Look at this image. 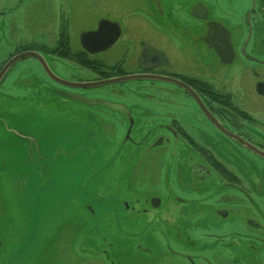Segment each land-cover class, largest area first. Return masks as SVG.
I'll return each mask as SVG.
<instances>
[{
	"label": "rangeland",
	"instance_id": "rangeland-1",
	"mask_svg": "<svg viewBox=\"0 0 264 264\" xmlns=\"http://www.w3.org/2000/svg\"><path fill=\"white\" fill-rule=\"evenodd\" d=\"M219 2L222 12L211 5L214 16L229 27L240 25L248 3L236 9L230 0ZM230 13L234 15L226 17ZM102 20L118 22L125 34L106 54L97 56L107 65L123 56L122 42L136 49L141 40L150 41L156 35L148 25L153 17L145 0H0V66L26 45L42 51L45 46L55 48L62 30L68 35L70 51L77 54L83 50L82 33L94 31ZM45 53L51 69L63 79L102 80L100 73ZM174 56L172 69H185L182 54ZM40 73L35 58L17 62L7 80L14 100L33 90ZM176 87L157 80H132L85 89L86 95L110 100L115 112L95 106L92 119L74 120L62 110L55 117H46L44 153L32 147L38 134L35 129V142L26 140L28 149L1 170L5 180L10 173L12 178L7 190L0 181V251L9 248L1 254L3 259L9 258L12 264H189L175 255L178 253L192 257L197 264H228L242 245L233 241L228 245L230 237L225 243L216 242L215 237L233 232L237 244L246 242V237L264 241V195L252 192L254 204L237 206L225 221L208 209L209 200L203 208H184L176 202V196H188L179 187L185 166L178 157L186 153L179 149L170 157L157 144L160 136L165 140L168 136L159 125L170 124L175 117L200 140L199 117L185 108V98ZM16 103L12 107L15 114L22 111L21 103ZM119 106L134 115L136 128L129 140L134 144L125 141L127 126ZM48 109L45 113L53 114ZM35 111L34 107L29 114ZM216 150L225 164L235 163L240 177L264 178L257 162L251 165L246 157L241 161L230 149ZM154 198L162 200L160 209L146 203ZM199 199L195 193L190 197L196 203ZM126 203L136 212H128ZM88 207L94 208L93 214ZM250 218L263 229L248 225ZM137 245L150 252L141 255Z\"/></svg>",
	"mask_w": 264,
	"mask_h": 264
},
{
	"label": "flooded vegetation",
	"instance_id": "flooded-vegetation-1",
	"mask_svg": "<svg viewBox=\"0 0 264 264\" xmlns=\"http://www.w3.org/2000/svg\"><path fill=\"white\" fill-rule=\"evenodd\" d=\"M219 1L145 0L152 12L153 21L148 22V25L152 34H156L155 38L150 41L141 40L136 49L122 42L120 48L123 56L113 65H107L97 56L106 54L125 37L121 25L114 22L119 25L121 31L115 44L95 54L82 47L83 50L77 54L91 62H96L92 65V69L80 67L92 72L104 73L102 79L133 74L162 75L164 72H175L166 76L181 81L195 92L198 100L188 91L173 84L177 86L176 90L182 92L185 108L192 110L193 117H199L197 125L200 129L197 132L200 140H196L188 130H185L177 118L171 117L170 124L159 125L168 136L166 140L160 136L157 144L165 147L170 157L175 150L180 149L186 153L185 156L178 157V162L185 166L184 177H180L179 187L181 191H186L188 196L185 198L178 195L176 202L184 208L191 206L203 208L204 203L209 200L208 209L216 213L215 218H222L225 221L231 218L232 209L237 206L243 208L246 202L254 204L252 192L264 195L262 194L264 178L259 181L258 177L252 178L250 175L248 178L240 177L239 168H236L235 163L225 164L216 150L230 149L235 154H239L241 161L247 158L249 160L246 161L251 165L257 162L261 172H264V157L250 149V146H254L264 153V0H230V6L236 9L248 3V8L242 14L241 20L239 19L240 25L236 28L229 27L214 16L211 5L222 12ZM233 15L230 13L226 17ZM98 25L99 23L94 31L98 29ZM163 46L164 49L161 48ZM30 47L34 49H29ZM26 51L46 54L45 51L35 49L33 46H23L3 62L0 73L11 58ZM179 54H182L186 68L175 71L172 69L174 55ZM37 62L42 69L39 76L41 79L34 84L32 91H25V94L17 100L10 95L11 91L7 86V80L17 63L0 79L2 107L0 108V181L6 190L12 181L11 173L5 180L1 170L7 169V165L18 160L17 154L20 156L19 154H23L28 149L24 143L26 140L34 139L32 135L34 136L35 129L38 134L36 145L32 147L36 148L39 154L44 153L45 130L42 129L46 127V117H55L62 110L67 112L65 116L74 120L88 119V117L92 119L94 116L92 107L98 106L109 111L112 109L111 106H114L108 99L86 95L85 89L67 87L54 81L39 61ZM13 101H16V104L21 103L20 113L13 112ZM198 101L212 118L208 117ZM34 107L40 111L29 114L30 109ZM47 107L53 114L45 113ZM119 109L122 110L120 112L127 126L128 135L125 141L134 144V140L129 141L135 127L134 115L125 106ZM194 193L201 197L199 199L201 205L190 200ZM210 197H213L211 201ZM146 203L152 209H160L163 204L158 198ZM124 207L128 212H136L135 207H131L128 203L124 204ZM87 210L91 214L94 213L93 207H88ZM248 221L247 224L251 227L257 226L258 229H263L251 218ZM236 234L232 232L230 236L215 237L216 242L225 243L224 240L230 237L228 245L231 241L234 245H242L234 252L228 264H264V241L246 237V242L237 244L235 241L238 238L232 237ZM1 242L0 250L3 247ZM106 246L113 248V245ZM136 249L141 255H144L143 251L150 252L142 245H137ZM8 250L9 248L0 251V261L4 264H12L9 258L4 256L3 259L1 256ZM170 252L174 253L173 250ZM175 255L185 259L189 264H197L190 256L178 253Z\"/></svg>",
	"mask_w": 264,
	"mask_h": 264
},
{
	"label": "water",
	"instance_id": "water-1",
	"mask_svg": "<svg viewBox=\"0 0 264 264\" xmlns=\"http://www.w3.org/2000/svg\"><path fill=\"white\" fill-rule=\"evenodd\" d=\"M120 27L118 24L114 22H109L106 20H102L99 25L98 29L95 31H89L84 32L81 35V44L84 50L95 54L101 51H104L108 48H110L113 44L117 42L120 36ZM35 58L39 63L43 66L46 73L56 82L67 86L71 88H77V89H91V88H98L103 87L106 85H112V84H118V83H124L132 80H157L167 83H172L177 85L178 87L188 91L193 97L198 100L197 95L195 92L190 89L187 85L182 83L181 81L171 78L168 76H161V75H155V74H133V75H124L119 77H113L108 79H102L94 82H73L70 80H66L55 74V72L51 69L47 57L37 51H26L19 55L14 56L11 58L4 66L0 73V79L3 77V75L17 62H19L22 59L25 58ZM199 102V101H198ZM200 103V102H199ZM200 106L202 109L204 107L200 103ZM205 113H207L208 117H211L208 111L204 109ZM212 118V117H211ZM250 149L253 150L258 155H261L264 157V153L261 152L259 149L255 148L254 146H250Z\"/></svg>",
	"mask_w": 264,
	"mask_h": 264
},
{
	"label": "trees",
	"instance_id": "trees-1",
	"mask_svg": "<svg viewBox=\"0 0 264 264\" xmlns=\"http://www.w3.org/2000/svg\"><path fill=\"white\" fill-rule=\"evenodd\" d=\"M29 49H34V48L30 47ZM44 50L46 52L52 53L53 55H58L61 58L72 60V61L76 62L77 64H79L80 66H83V67L88 68V69H92L91 68L92 65H95V63H96V62H91V61L87 60L85 57H82L78 54H73L70 51L69 38H68L67 33H65L64 30H62V32L60 33L59 40L57 42V46L53 49H50V48L45 46ZM63 50H65L64 53H62ZM100 74L102 76L104 75V73H100Z\"/></svg>",
	"mask_w": 264,
	"mask_h": 264
}]
</instances>
